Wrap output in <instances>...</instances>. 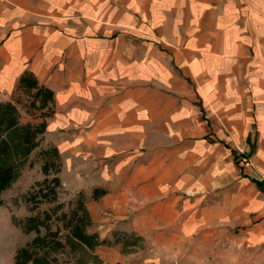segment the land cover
<instances>
[{"label": "rangeland", "instance_id": "374dc122", "mask_svg": "<svg viewBox=\"0 0 264 264\" xmlns=\"http://www.w3.org/2000/svg\"><path fill=\"white\" fill-rule=\"evenodd\" d=\"M26 70L65 102L3 196L0 264L37 237L14 219L32 215L23 197L45 180L49 146L61 154L63 211L82 197L88 233L143 240L128 254L123 243L67 249L52 264H210L240 232L217 220L264 200L250 182L264 183V0H0V102L26 99L16 94ZM97 188L107 194L94 200Z\"/></svg>", "mask_w": 264, "mask_h": 264}, {"label": "trees", "instance_id": "16d2710c", "mask_svg": "<svg viewBox=\"0 0 264 264\" xmlns=\"http://www.w3.org/2000/svg\"><path fill=\"white\" fill-rule=\"evenodd\" d=\"M26 99H14L0 102V207L5 205L4 194L11 190L20 179L32 154L41 146L42 136L48 128L47 120L55 114V96L52 90L39 83L34 74L24 72L17 84L16 94ZM42 117L40 122L23 123L21 113ZM40 116H39V115ZM42 173L45 180L37 185L23 198L30 207L31 216L23 221L14 219V224L24 233L35 232L37 237L17 253L15 264H52L54 253L64 252L89 256L102 246L122 244L124 253H131L137 248L142 237L134 233H115L114 242L101 240L97 233H88L91 221L85 202L80 197L70 212L63 211L59 203L62 182L59 174L62 170L61 154L56 146L40 150ZM107 192L101 188L93 191V199L98 200ZM17 204V200L14 201ZM56 206L50 211L40 212V206ZM61 222L63 227L52 229V223ZM45 235H41V231ZM65 232V235H62ZM95 260V258L93 257ZM94 262V261H93ZM82 264V262H80Z\"/></svg>", "mask_w": 264, "mask_h": 264}, {"label": "crops", "instance_id": "0c3cea01", "mask_svg": "<svg viewBox=\"0 0 264 264\" xmlns=\"http://www.w3.org/2000/svg\"><path fill=\"white\" fill-rule=\"evenodd\" d=\"M26 71H29L32 74H34V72L30 70H26ZM37 80L39 81L38 78ZM39 83L42 84L40 81ZM45 86L48 87L47 85ZM48 88L52 90L54 93L55 107L57 101L61 104L65 102L63 98H61L60 96L58 97V94L52 88L50 87ZM71 88L73 89V87ZM256 155H258L259 157L260 155L264 156V145L259 146L258 154ZM250 182L256 186L255 190L259 192V194L264 190V183H262V180L260 179L254 180L253 178L252 180H250ZM248 196L251 198L250 194ZM226 213L227 214L224 221L220 219L219 221L215 218H211V221L217 220L218 221L216 222L217 224H224V229L226 230V234H228L230 231H233V229L235 228H239L240 232L237 235L238 238L235 237L233 234L227 235V241H229L228 243H230L229 244L230 248L227 249L225 253L222 254L219 253L220 255H218L217 257L218 259H216L213 263L210 264H264V200H259V199L257 201L249 200L247 207H244L243 211L241 212L240 214L241 216L237 217L236 219L233 218L234 217L233 210L231 211L227 210ZM228 214H231V216L228 217L227 216ZM200 224H202V221L199 222V225ZM220 231L221 232L218 231L219 233L216 232V236L217 234H223L222 230ZM124 232L135 233L137 235H140L136 233L137 231L135 230H132L130 232L129 231H124ZM213 234L214 233H212L211 235ZM140 237H142V235H140ZM235 243L239 245V247H237L236 249L233 247V244Z\"/></svg>", "mask_w": 264, "mask_h": 264}]
</instances>
